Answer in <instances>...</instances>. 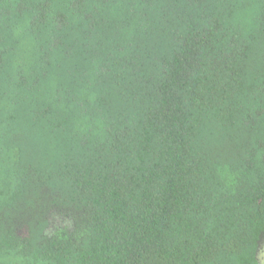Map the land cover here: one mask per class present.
<instances>
[{
    "label": "trees",
    "instance_id": "1",
    "mask_svg": "<svg viewBox=\"0 0 264 264\" xmlns=\"http://www.w3.org/2000/svg\"><path fill=\"white\" fill-rule=\"evenodd\" d=\"M263 243L264 0H0V264Z\"/></svg>",
    "mask_w": 264,
    "mask_h": 264
},
{
    "label": "rangeland",
    "instance_id": "2",
    "mask_svg": "<svg viewBox=\"0 0 264 264\" xmlns=\"http://www.w3.org/2000/svg\"><path fill=\"white\" fill-rule=\"evenodd\" d=\"M59 222H62V221H59ZM54 224L56 223L53 221L51 225H54ZM257 256H258L259 263L264 264V243L259 248Z\"/></svg>",
    "mask_w": 264,
    "mask_h": 264
},
{
    "label": "clouds",
    "instance_id": "3",
    "mask_svg": "<svg viewBox=\"0 0 264 264\" xmlns=\"http://www.w3.org/2000/svg\"><path fill=\"white\" fill-rule=\"evenodd\" d=\"M3 7L4 8H7L8 7V4H3ZM245 23H247V20L245 19Z\"/></svg>",
    "mask_w": 264,
    "mask_h": 264
}]
</instances>
